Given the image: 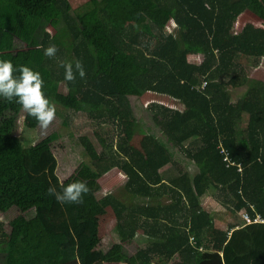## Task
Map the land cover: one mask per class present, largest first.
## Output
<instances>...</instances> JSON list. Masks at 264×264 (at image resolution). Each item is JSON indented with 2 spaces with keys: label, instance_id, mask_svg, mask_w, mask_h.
Here are the masks:
<instances>
[{
  "label": "trees",
  "instance_id": "1",
  "mask_svg": "<svg viewBox=\"0 0 264 264\" xmlns=\"http://www.w3.org/2000/svg\"><path fill=\"white\" fill-rule=\"evenodd\" d=\"M246 11L262 26L248 23L238 32ZM97 25L105 28V38L94 31ZM146 26L153 35L147 34ZM22 45L26 50H17ZM52 45L57 52L49 58L44 51ZM190 56L202 60L191 62ZM240 56L264 58V0H89L83 11H76L69 0H0V60L39 72L50 103L107 116L119 125L110 142L100 138L104 148L93 166L81 162L62 183V187L76 181L88 184L82 202L73 203L76 221L95 227L82 256L98 250L101 239L94 214L108 207L116 219V244H134L140 230L159 241L132 256L116 253L107 263L130 264L137 257L141 264H153L186 247L195 257L189 237L201 242L206 233L216 245L217 236H223L216 247L228 250L234 235L264 228L263 224L235 230L228 241L199 204L211 187L221 188L235 211L245 209L252 217L257 213L264 218V81L247 79L244 96L232 101L233 90L241 84L238 74L244 72L237 62ZM76 61L82 63L85 77L74 68L75 80L66 81L62 64L74 66ZM60 83L67 85V95L59 93ZM146 94L168 98L183 109L154 104L144 122L139 121L130 99ZM22 111L15 98L0 97V212L13 207L20 211L9 223V232L0 222V256L5 257L1 264H79V256L66 260V235L48 230L39 215L40 209L53 206L49 185L32 181L24 165L25 158L38 164L45 152L52 151L58 135L53 132L35 144L21 145L10 133ZM24 123L30 130L39 126L27 113ZM137 132L143 134L140 147L131 144ZM183 153L197 166L195 176L180 170L177 177L164 178L161 170L179 163ZM112 168L125 176V189L142 205L129 208L111 195L98 198V179ZM168 187L189 201L190 227L159 220L171 212L159 201ZM148 219H158L165 230L155 224V230L147 231ZM82 245L79 242L77 251Z\"/></svg>",
  "mask_w": 264,
  "mask_h": 264
},
{
  "label": "rangeland",
  "instance_id": "2",
  "mask_svg": "<svg viewBox=\"0 0 264 264\" xmlns=\"http://www.w3.org/2000/svg\"><path fill=\"white\" fill-rule=\"evenodd\" d=\"M69 1L76 11H83L89 6V0ZM248 23L256 25L260 24L259 19L255 15L250 12H246L242 15V17H240L238 21L237 31H242V28ZM94 28V31L97 34L105 38L103 35L105 28L103 26L97 25ZM50 30L53 32L52 29ZM145 30L148 35H153V32L148 28V26L145 27ZM17 50L25 51L26 48L24 45H22V48L20 46ZM71 52L72 47L69 48L67 53L70 54ZM189 60L191 62L198 63V60H202V57L190 56ZM237 62L240 69L244 70V72L238 74V79H240L241 84L239 85V89L233 90L231 97L233 102H237L239 98L244 96L247 90V79L263 78V76L259 73H250L249 68L252 66L254 58L250 59L240 56ZM58 91L62 95H67V85L65 83H60ZM130 101L133 114L136 115L139 121L143 122L146 118L145 113L148 111V109H151L152 105L154 104L163 107H169L171 109H183L181 104L177 105L168 98L156 96L154 94H146L138 100L131 98ZM51 104L55 106L56 114L55 119L50 124L48 129L42 130L39 126L37 129H28L24 123L26 112L23 110L18 118L13 132L10 133V136L20 139L21 145L23 144L28 146L35 144L38 140L50 133H57L58 138L52 143V151L45 152L38 164H33L31 163L30 159L25 158L24 165L26 167L25 169L29 172L32 181L45 182L49 185V187L55 186L57 192H62L63 181L67 180L73 174L81 162L84 161L93 166L94 162L99 158L100 152L104 148L100 138L103 137L108 142H110L112 140V136L115 133L117 134L119 125L115 120H109L107 116L99 118L97 113H90L91 111L86 110L85 113L70 110L68 111L54 103ZM246 118L247 116L244 118V125L247 122ZM142 137L143 134L137 132L134 135L131 144L135 147H140ZM180 157L183 159L179 161V163L181 162L186 164L185 170H189L196 174L198 171L197 166L191 162V160L189 161L187 159L186 154L183 153L180 155ZM187 161L189 162L187 163ZM167 169H172L175 174L176 167L172 166V164H169ZM125 181V176L121 174L117 168H112L109 172H107L106 175L98 179V182L101 185V191L97 194L98 198L100 199L107 195H111L123 205L132 208V201L135 196L127 192L124 187ZM221 194L226 195L224 189L211 187L209 190H207L205 198H199L200 204L203 203V205L211 209V204L214 206L217 203L218 206H220L219 203H221V201L219 196ZM53 197L54 203L52 208L50 210L45 208L40 209L39 215L48 230L66 235L68 243L65 245V247H63V253L67 254L66 260L71 261L70 257L79 256L77 260L79 264H118L107 263V258L113 256L116 253H121L122 255L127 253L128 255L132 256L135 254V252H137L135 250L136 248L137 250L140 249L137 247V245L143 246L142 244L144 241L138 242L137 245L125 243L124 246H122L121 243H115L113 235L115 234L114 227L116 224V219L113 211L110 207H108L94 214L99 221L97 229L101 243L98 247V250L89 256H82L87 241L90 239V236L93 235L95 229L94 224H79L76 221L77 212L73 207V203H60L56 200L54 195ZM170 199V195H167L159 201L163 204H166L167 206L169 205L170 208L172 207L171 210L173 211V208H175L173 204L176 203ZM184 202L187 209L190 204L188 203V200H185ZM180 206H178L180 210L185 209L184 206ZM203 208L206 210L205 207ZM19 213L20 211L17 207L11 208L6 213L0 212V222L4 224L6 232H9V223L15 217H17ZM139 232V234H141V231ZM79 242L81 245L83 244V248H80V251L76 252V250L79 249ZM114 244L118 245V247ZM4 258V256H0V264L2 261H4ZM129 262L130 264H141L137 257L131 258Z\"/></svg>",
  "mask_w": 264,
  "mask_h": 264
},
{
  "label": "crops",
  "instance_id": "3",
  "mask_svg": "<svg viewBox=\"0 0 264 264\" xmlns=\"http://www.w3.org/2000/svg\"><path fill=\"white\" fill-rule=\"evenodd\" d=\"M259 23L260 24L257 26H262V22L259 21ZM198 62H201V60H198ZM249 70L250 73L252 74L259 73L263 76V78H258V79L252 78V79L264 81V58L260 60H254ZM170 164L176 167L175 174L172 169H167L169 164L161 170L164 178H166L167 180H170V178L177 177L179 175V171L185 170L186 167V164H183L181 162L175 164L170 163ZM188 172L192 177L195 176L194 172H191L189 170ZM173 192L174 190H170V188L168 187V190H166V192L164 193L163 198L166 197L167 195H170L171 201H175L174 203H176L178 206L180 205L184 206L185 209L180 210L178 207H175L173 208L174 210L172 211L171 210L172 207L170 208L169 205L167 207L166 204L162 203L163 205H165L167 209L169 208L171 212L163 213L162 216L159 217V220L160 221L163 220L161 221L163 223H175L176 225H182V227L183 226L190 227L192 218L190 217L189 212H187L188 208L186 209V204L184 202L187 199L184 195H182L183 198H181L180 195H173ZM205 195L200 197V199L203 197L205 198ZM221 195L219 196V199L221 201V203H219L220 206H218L217 203L214 206L213 204H211L212 209L208 207L211 211L205 205H203V203L200 204V201L199 204L202 205V207H205L208 213L210 214L211 219L214 223V228L219 231L226 232L228 241L230 240L232 233L235 230L238 231L244 228H248L251 225L261 226L264 224V218H263V222H258L254 224L246 223V221L242 218V213L244 211H248L250 213V211L245 209L240 211H235V209L232 207V204L229 201V198L225 194H223L222 196ZM132 202L134 206L137 205L136 203H138L139 205L143 204V202H137L135 198H133ZM153 202H152V207L155 208L154 206L155 201ZM133 205L132 207H134ZM250 210L252 212H255L253 207H251ZM149 213H152V211ZM258 215L260 214L255 213L254 217L252 218H255ZM251 216L253 215L251 214ZM157 220L158 219L156 220L148 219L147 221L145 220L147 231L155 230L152 227V225L155 224L160 230L161 229L165 230V228L160 227V225L157 223ZM140 231L141 234H139L140 232L138 231V237L140 235L141 236L139 238L137 237L134 244L137 245L138 242H143V241L144 243L142 244L143 246L137 245L138 248L140 249L146 248L152 243H157L159 241L157 238H153V237L149 238V236H153V235L148 236L144 234L143 230ZM180 237L181 236H179V238L177 239H180ZM222 239L223 236L221 235L217 236L218 243L222 242ZM231 242L232 245L230 246V249L225 250L224 248H220V247L217 248L216 246L218 245V243L216 245V241H214V239L211 236H209V234L207 233L202 234L201 242H198L196 236L192 235L189 237L188 246H193V248L196 249L195 257H193L188 253L189 248L186 247L181 250L178 249L177 253L172 257H168L167 255H164V258H162V262L157 260L153 264H264V228L260 227L257 228L256 230L253 229L252 231H249L247 234L242 233L239 236L234 235ZM135 250L137 251V248Z\"/></svg>",
  "mask_w": 264,
  "mask_h": 264
},
{
  "label": "clouds",
  "instance_id": "4",
  "mask_svg": "<svg viewBox=\"0 0 264 264\" xmlns=\"http://www.w3.org/2000/svg\"><path fill=\"white\" fill-rule=\"evenodd\" d=\"M56 52L57 48L52 45L45 49L44 55L51 58ZM62 67L65 68L66 81H74L75 72H78L81 78L85 77V70L80 61H76L74 66L72 62H68L62 64ZM17 71L19 75L15 76L13 73ZM43 84L44 80L39 72L24 65L16 69L11 61L0 60V97L8 101L15 98L24 112L34 117L42 130H46L55 119L56 109L45 97ZM47 192L54 195L60 203H81L89 188L85 182L76 181L63 187L62 192H57L55 186H50Z\"/></svg>",
  "mask_w": 264,
  "mask_h": 264
},
{
  "label": "built area",
  "instance_id": "5",
  "mask_svg": "<svg viewBox=\"0 0 264 264\" xmlns=\"http://www.w3.org/2000/svg\"><path fill=\"white\" fill-rule=\"evenodd\" d=\"M205 86V83L203 84ZM242 168L239 167V170H241ZM242 218L246 221V223L248 224H254V223H258V222H263V218L261 217V215L256 216L255 218H252L251 214L248 211H244L242 213Z\"/></svg>",
  "mask_w": 264,
  "mask_h": 264
}]
</instances>
